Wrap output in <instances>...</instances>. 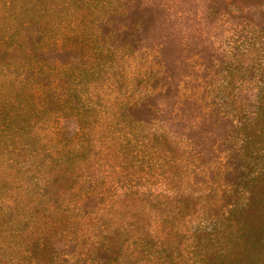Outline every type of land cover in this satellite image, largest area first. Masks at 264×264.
Here are the masks:
<instances>
[{"label":"rangeland","instance_id":"374dc122","mask_svg":"<svg viewBox=\"0 0 264 264\" xmlns=\"http://www.w3.org/2000/svg\"><path fill=\"white\" fill-rule=\"evenodd\" d=\"M98 1V11L78 28L83 39L95 24L111 20L116 37L129 35L137 47L116 60L124 73L115 76L118 87L90 98L100 106L98 127L88 125L83 140L96 143L57 181L54 170L39 168L40 160L20 156L17 181L0 194L34 209L39 236L49 239L39 255L53 252L54 264H99L107 250L112 264H203L207 245L211 264H264V219L261 238L255 223L264 146L259 152L257 142L239 143L248 131V106L264 82V0ZM24 5L0 0V39L13 46L0 61L21 63L25 52L31 66L5 77L32 76L35 88L41 84L35 60L42 55L21 52L36 30L22 24ZM43 59L64 99L60 113L36 116L29 128L43 134L61 117L63 131L73 132L72 119L61 115L71 108L72 78L57 77L62 66L52 55ZM93 129L98 133L90 135ZM53 213L66 223L52 224ZM2 248L10 254L14 246Z\"/></svg>","mask_w":264,"mask_h":264},{"label":"trees","instance_id":"16d2710c","mask_svg":"<svg viewBox=\"0 0 264 264\" xmlns=\"http://www.w3.org/2000/svg\"><path fill=\"white\" fill-rule=\"evenodd\" d=\"M98 2V0H48L47 3L35 0L30 4L24 0L22 24L32 25L36 30H32L28 41H23L21 52L27 50L35 57L38 54L42 55L38 56L42 60H35L39 67L36 78L41 79V84L31 88L32 76L24 78L17 76L10 80L5 77L6 73L11 75V70L15 67L26 69L31 66L33 61L25 52L21 63L0 61V193L4 192V189L12 188L17 181L13 173L21 166L17 160L20 156H26L29 163L40 160L39 168L54 170L55 174L51 176L57 178V181L58 178L63 179L76 162L80 164L81 159L86 157L87 151L96 143L94 141L86 143L83 140L88 125L92 123L95 128L98 127L95 117H97L96 110L100 106L90 98L95 94V98L100 100L99 94H104L103 89L107 88L105 95H110L112 88L118 87L116 77L124 78V73L116 70V60L120 59L123 62L124 58L128 57L123 52H127L128 49L131 51V47H137V40H133L129 35L121 34L116 37V34L120 33L112 31L111 20H101L95 24L94 34L87 37L84 35L83 39L82 32H79L78 28L88 16H93L98 11L96 8ZM28 5H31V9ZM116 20L117 18H114V22ZM122 21L117 20V22ZM87 22L93 24L96 20ZM39 25L49 29L42 30ZM126 26L125 23L124 27ZM34 34L37 35L36 41L32 39ZM71 37H76L74 43H71ZM78 37L83 40L78 41ZM5 41L0 39V59L6 57L9 49L13 47ZM46 55H52L56 63L62 66L63 73H59L57 77L64 74L72 78V86L68 89L69 98L66 101L71 105V108L66 110L70 114L62 111L61 115L72 119L75 126L73 132L63 131L61 117L56 116L55 127L52 126L48 131L44 130L43 134L34 132V128H29L33 120L38 119L36 116L47 117V114L51 113L55 115V112L61 109L60 102L64 99V94H57L59 89L55 86V76L51 78V75L45 73V69H49L43 59ZM72 61H75L74 65H70ZM50 70L52 74L53 69ZM125 79H128L127 75ZM258 91V97L255 96L252 101L254 105L248 106L247 109L245 118L248 131L241 135L239 143L246 145L248 140L252 143L257 142L260 152L264 146V82H259ZM65 92L64 89L63 93ZM137 104L138 101L135 106ZM97 131L93 129L90 135L98 133ZM45 142L49 145L45 146ZM41 149L42 151L36 152ZM229 171L232 173L234 170ZM261 171L259 170L261 176L259 177V221H254L256 224L259 222V238L262 236L261 225L264 219V169L263 173ZM83 178L92 180L87 175ZM8 199L6 195L3 198L0 194V264H54L56 256L53 252L39 255L40 248L45 247L49 239L46 236H39L34 209L22 206L16 198ZM253 204L256 202L253 201ZM48 217L52 218V224L60 226L66 223L65 219L57 217L54 213ZM204 229L203 237L210 241L211 233L209 229ZM7 244L14 246L10 254L2 248ZM210 251V245L204 246V255H201L203 264H211ZM108 253L110 250L99 258V264H112V256L108 257ZM120 253L121 250L116 257H119ZM224 254L225 252L221 251V257ZM115 261L118 262V259L116 258Z\"/></svg>","mask_w":264,"mask_h":264}]
</instances>
